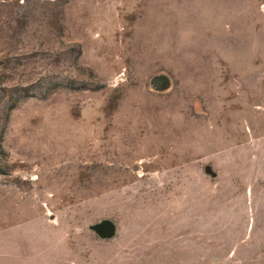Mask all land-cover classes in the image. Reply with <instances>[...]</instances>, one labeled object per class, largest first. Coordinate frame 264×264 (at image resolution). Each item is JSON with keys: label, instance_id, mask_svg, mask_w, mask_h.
Returning <instances> with one entry per match:
<instances>
[{"label": "rangeland", "instance_id": "374dc122", "mask_svg": "<svg viewBox=\"0 0 264 264\" xmlns=\"http://www.w3.org/2000/svg\"><path fill=\"white\" fill-rule=\"evenodd\" d=\"M0 264H264V0H0Z\"/></svg>", "mask_w": 264, "mask_h": 264}]
</instances>
